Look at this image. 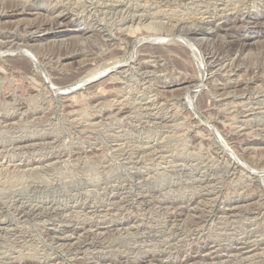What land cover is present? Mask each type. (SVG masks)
I'll list each match as a JSON object with an SVG mask.
<instances>
[{"label": "rangeland", "instance_id": "rangeland-1", "mask_svg": "<svg viewBox=\"0 0 264 264\" xmlns=\"http://www.w3.org/2000/svg\"><path fill=\"white\" fill-rule=\"evenodd\" d=\"M214 1L0 0V264H264V0Z\"/></svg>", "mask_w": 264, "mask_h": 264}, {"label": "bare ground", "instance_id": "bare-ground-1", "mask_svg": "<svg viewBox=\"0 0 264 264\" xmlns=\"http://www.w3.org/2000/svg\"><path fill=\"white\" fill-rule=\"evenodd\" d=\"M2 1V0H1ZM21 1V0H20ZM23 1V0H22ZM207 1V0H206ZM216 1V0H215ZM214 1V2H215ZM226 1V0H225ZM237 1V0H236ZM18 2V1H17ZM142 2V1H141ZM175 2V1H174ZM30 3V2H29ZM119 3V2H118ZM126 3H128V2H126ZM144 3H146V2H144ZM157 3V2H156ZM221 3V2H220ZM241 3H243V2H241ZM114 4V3H113ZM115 4H117V3H115ZM163 4V3H162ZM137 5V4H136ZM207 5V4H206ZM113 6V5H112ZM169 6V5H168ZM232 6V5H231ZM21 7H22V4H21ZM244 7V6H243ZM6 8V7H5ZM127 8V7H126ZM143 8V7H142ZM157 8V7H156ZM198 8V7H197ZM252 8V7H251ZM160 9V8H159ZM167 9V8H166ZM212 9V8H211ZM242 9V8H241ZM259 9V8H258ZM4 10H6V9H4ZM47 10V9H46ZM196 10V9H195ZM135 11V10H134ZM138 11V10H137ZM205 11V10H204ZM227 11V10H226ZM12 12V11H11ZM27 12V11H26ZM158 12V11H157ZM172 12V11H171ZM210 12V11H209ZM230 12V11H229ZM233 12V11H232ZM152 13V12H151ZM161 13V12H160ZM168 13V12H167ZM179 13V12H178ZM181 13V12H180ZM201 13V12H200ZM223 13V12H222ZM249 13V12H248ZM247 13V14H248ZM60 14V13H59ZM153 14V13H152ZM143 15V14H142ZM164 15V14H163ZM206 15V14H205ZM0 16H1V14H0ZM198 16V15H197ZM237 16V15H236ZM149 17V16H148ZM155 17V16H154ZM205 17V16H204ZM214 17V16H213ZM150 18V17H149ZM175 18V17H174ZM173 18V19H174ZM30 19V18H29ZM153 19V18H152ZM184 19V18H183ZM18 20V19H17ZM16 20V21H17ZM127 20V19H126ZM132 20V19H131ZM138 20V19H137ZM145 20V19H144ZM188 20V19H187ZM198 20V19H197ZM26 21V20H25ZM157 21V20H156ZM160 21V20H159ZM243 21V20H242ZM18 22V21H17ZM142 22V21H141ZM202 22V21H201ZM23 23V22H22ZM61 23V22H60ZM243 23V22H242ZM2 24V23H1ZM176 24V23H175ZM174 24V25H175ZM190 24V23H189ZM26 26V25H25ZM66 26V25H65ZM182 26V25H181ZM186 26V25H185ZM183 27V26H182ZM71 28V27H70ZM175 28V27H174ZM179 28H181V27H179ZM31 30V29H30ZM46 30V29H45ZM184 32V31H183ZM185 33H187V32H185ZM131 34V33H130ZM220 34V33H219ZM244 34V33H243ZM9 36V35H8ZM30 37V36H29ZM195 37V36H194ZM133 40V39H132ZM136 41V40H135ZM194 41V40H193ZM190 42H192V41H190ZM18 43V42H17ZM21 44H22V42H21ZM31 44V43H30ZM200 44V43H199ZM16 45V44H15ZM27 46H28V44H27ZM197 46V45H196ZM14 49V48H13ZM32 49V48H31ZM18 50V49H17ZM19 50H21V48L19 49ZM194 50V49H193ZM14 52V51H13ZM32 52H33V50H32ZM212 54V53H211ZM29 55V54H28ZM32 55V54H31ZM33 56V55H32ZM214 58V57H213ZM233 59V58H232ZM212 60V59H211ZM35 62V61H34ZM214 62V61H213ZM116 63V62H115ZM115 63L113 64V65H115ZM118 63V62H117ZM223 63H225V62H223ZM119 64V63H118ZM226 64H227V62H226ZM230 64V63H229ZM34 65H36L35 63H34ZM37 65H38V63H37ZM117 65V64H116ZM222 66V65H221ZM240 66V65H239ZM35 67V66H34ZM110 68V67H109ZM228 68H229V66H228ZM218 72V71H217ZM228 72H230V71H228ZM119 73V72H118ZM99 74V73H98ZM90 75H93V77H94V75L95 74H90ZM89 75V76H90ZM237 75V74H236ZM97 76V75H96ZM88 77V76H87ZM86 77V78H87ZM90 78V77H89ZM85 79V78H84ZM83 80V79H82ZM88 80V79H87ZM189 80V79H188ZM110 81V80H109ZM84 82V81H83ZM264 82V81H263ZM192 83V82H191ZM79 84V83H78ZM81 84H82V82H81ZM81 84H79V85H81ZM226 84V83H225ZM77 85V84H76ZM191 85V84H190ZM164 86V85H163ZM259 86H260V84H259ZM219 87V86H218ZM254 88V87H253ZM258 88V87H257ZM70 90V89H69ZM254 90V89H253ZM264 90V89H263ZM260 91V90H259ZM253 92V91H252ZM100 93V92H99ZM157 94V93H156ZM255 94V93H254ZM248 95V94H247ZM73 97V96H72ZM220 97V96H219ZM74 98V97H73ZM71 99V98H70ZM158 99V98H157ZM248 100V99H247ZM252 101V100H251ZM71 102V101H70ZM259 102V101H258ZM248 103V102H247ZM263 103V102H262ZM124 106V105H123ZM237 106V105H236ZM248 106V105H247ZM246 106V107H247ZM252 106V105H251ZM257 106V105H256ZM250 107V106H249ZM254 109V108H253ZM119 112V111H118ZM262 112V111H261ZM117 113V112H116ZM244 113V112H243ZM257 117V116H256ZM261 117V116H260ZM254 119V118H253ZM256 120V119H255ZM261 120V119H260ZM261 124V123H260ZM261 141V140H260ZM27 143V142H26ZM34 145V144H33ZM27 146V145H26ZM30 147V146H29ZM31 148V147H30ZM52 162V161H51ZM49 163V162H48ZM28 164V163H27ZM33 169V168H32ZM29 171V170H28ZM149 202H150V200H149ZM147 205V204H146ZM238 205V204H237ZM32 212V211H31ZM237 213V212H236ZM231 216V215H230ZM3 222V221H2ZM2 227V226H1ZM55 228V227H54ZM89 229H90V227H89ZM88 230V229H87ZM86 230V231H87ZM68 231V230H67ZM85 232V231H84ZM216 251V250H215ZM208 254V253H207Z\"/></svg>", "mask_w": 264, "mask_h": 264}]
</instances>
